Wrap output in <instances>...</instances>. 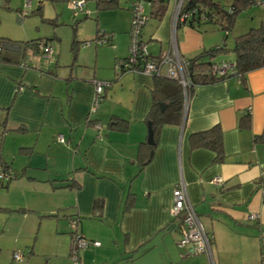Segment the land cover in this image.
<instances>
[{
  "label": "crops",
  "instance_id": "crops-1",
  "mask_svg": "<svg viewBox=\"0 0 264 264\" xmlns=\"http://www.w3.org/2000/svg\"><path fill=\"white\" fill-rule=\"evenodd\" d=\"M152 18L148 40L146 25L141 37L158 41V53L170 43L171 11ZM175 37L186 57L213 43L183 22ZM84 45L88 49H79L75 41L71 51L55 54L51 43L47 57L26 51L15 56L21 63L0 61V171L7 172L0 177V209H6L0 215V264H73L70 218L83 237L100 242L79 250L80 264H209L205 253L191 254L190 245L179 246L178 232H171L177 229L172 189L180 180L212 234L215 264H264V142L253 141L264 126V66L248 71L243 82L229 75L197 86L183 122L159 129L150 160L138 171L153 78L118 73L122 56L111 54L103 63L97 45ZM93 79L111 82L94 111ZM247 110L250 126L240 129L238 118ZM114 117L126 125L114 126ZM214 124L222 129L220 163L212 162L210 150H191L187 140L190 132ZM127 193L133 197L128 207ZM16 251L21 259L13 258Z\"/></svg>",
  "mask_w": 264,
  "mask_h": 264
},
{
  "label": "trees",
  "instance_id": "trees-1",
  "mask_svg": "<svg viewBox=\"0 0 264 264\" xmlns=\"http://www.w3.org/2000/svg\"><path fill=\"white\" fill-rule=\"evenodd\" d=\"M258 0H233L226 8L221 6L219 2L213 0H186L182 10L190 11V15L183 23L189 27L199 29L202 24L214 23L224 31V39L231 32L236 14L242 9L256 4ZM264 1V0H262ZM42 0H38V8H40ZM117 0H96L97 8L102 9L110 3L116 4ZM264 6V4H262ZM168 9L166 0H152L149 5L150 17L160 19ZM74 16V15H73ZM87 17V14H85ZM181 22V21H180ZM178 22V24L180 23ZM103 37L106 40L103 43H110L112 33L97 29L94 39L96 44ZM88 41V40H87ZM87 41L84 42L87 43ZM51 45L50 38H32L28 40H15L9 37L0 36V61L8 60L14 63H21L20 58L15 56L21 55L26 51L41 53L39 45ZM75 43V41H74ZM226 50L225 44L214 48L204 49L201 52L187 57L189 60L188 74L190 77V85L187 89L188 100L194 94L195 88L202 85H210L214 82L224 79V76L217 75L212 72V65L216 60L213 57L216 51ZM231 50L234 52V60H227L234 63V72L230 75L236 76L240 81H244L245 74L257 68L264 66V21L257 27H251L246 32L234 36ZM153 55L152 53H150ZM128 55V53H127ZM118 58V60L127 57ZM226 60V59H221ZM125 72V71H124ZM151 106L146 116L147 123L153 134V144H149L146 140L139 143L136 155L138 162V171H141L149 162L154 147L156 134L164 125H180L184 118L186 110L183 107V94L181 85L176 79L166 77L164 75H152ZM159 103H164L161 109ZM114 126L124 127L127 120L114 117L111 119ZM250 126V112L247 110L238 118V128L246 129ZM188 144L191 150L202 148L210 150L213 153L212 162L220 163L224 160V150L222 142V129L219 124H214L206 129L192 131L188 134ZM254 142H264V126L259 133L253 136ZM133 197L130 193L126 196L127 207L131 204ZM94 206L98 209L101 206L100 200H95ZM174 220V219H173ZM176 226V225H175ZM70 237L71 231H70ZM71 244V242H70Z\"/></svg>",
  "mask_w": 264,
  "mask_h": 264
},
{
  "label": "rangeland",
  "instance_id": "rangeland-1",
  "mask_svg": "<svg viewBox=\"0 0 264 264\" xmlns=\"http://www.w3.org/2000/svg\"><path fill=\"white\" fill-rule=\"evenodd\" d=\"M74 1L79 0H42L40 8L37 10L38 0H32L30 5L26 4V0H0V36L15 40L50 38L52 46L55 48V54L58 53L59 48L62 53L71 51L70 48L75 44L74 41H78L79 49H88L84 45V42L88 40L87 42L92 45L91 48L97 45L96 49L101 55L100 60L105 57L103 63L109 61L111 54L126 56L129 46L130 0H117L116 4L110 3L98 10H96V0H84L87 17L84 12L80 11L73 16L71 5ZM213 1L219 2L226 8L233 0ZM143 8L144 12L149 15L148 2L143 3ZM152 21L153 18L150 17L144 24L146 25L143 31L145 40H148L150 28L153 26ZM262 21H264V6L252 4L236 14L231 32L225 39L224 31L214 23L202 24L200 31L213 42L207 49L214 45L225 44L226 46V50L216 51L213 60L233 61L235 56L231 47L234 36L246 32L251 27H257ZM98 28L112 33L110 43H95L94 35ZM158 44V41L154 40L146 42L147 49L152 53H157ZM3 195L0 191V199L4 198ZM4 210L6 209H0V215ZM36 228L37 226L34 232ZM171 232L177 233L178 229H173ZM34 235L37 238V234L34 233Z\"/></svg>",
  "mask_w": 264,
  "mask_h": 264
},
{
  "label": "built area",
  "instance_id": "built-area-1",
  "mask_svg": "<svg viewBox=\"0 0 264 264\" xmlns=\"http://www.w3.org/2000/svg\"><path fill=\"white\" fill-rule=\"evenodd\" d=\"M32 0H26V4L30 5ZM152 0H130V22H129V46L128 55L125 59L118 60L115 63L116 72L124 71L142 72L152 75H164L169 78L176 79L181 85L183 94V107L187 110L188 106V87L190 85V77L188 74L189 60L186 56L179 52L175 37V27L178 22H183L190 15V11H183L182 7L186 0H166L168 8L171 11L172 32L168 48L160 50L157 54L151 55L147 49L146 42L142 40V28L148 20V15L144 12L143 3L151 4ZM256 4H264V1L258 0ZM84 0L74 1L71 5L73 15L77 12H85ZM180 22V23H181ZM103 37L98 43H103L106 40ZM85 44H89L88 42ZM41 54L48 56L52 52V47L49 44L39 45ZM234 63L227 60L215 61L212 65V72L224 77L229 76L234 72ZM93 95L90 109L94 111L98 106L103 91L111 85L110 81L93 79ZM97 134H99V126H95ZM58 140L62 141L61 135H58ZM7 172L0 171V177H6ZM222 179L214 177L213 182L219 183ZM264 193V185L261 189ZM171 217L179 232L177 244L179 246L190 245L191 254L205 253L208 256L209 264H215L211 255L212 234H210L200 220L193 204L191 203L186 185L183 180H180L172 189V205L170 208ZM250 218H256L255 214H250ZM69 229L71 231V244L69 248V257L73 264H80L79 249L89 245L98 246L100 242L94 239L83 237L77 230V221L75 218L68 220ZM23 254L14 252V259H21ZM261 259L264 260V245L261 246Z\"/></svg>",
  "mask_w": 264,
  "mask_h": 264
},
{
  "label": "water",
  "instance_id": "water-1",
  "mask_svg": "<svg viewBox=\"0 0 264 264\" xmlns=\"http://www.w3.org/2000/svg\"><path fill=\"white\" fill-rule=\"evenodd\" d=\"M37 8H38V6H37ZM159 106H160L161 109H163L164 108V103H159ZM146 141L149 144H153V134H152V129H151V126H150V122L147 123V136H146ZM150 154H152V151H150Z\"/></svg>",
  "mask_w": 264,
  "mask_h": 264
}]
</instances>
